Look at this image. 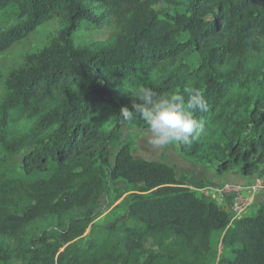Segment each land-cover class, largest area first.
Wrapping results in <instances>:
<instances>
[{"label":"trees","instance_id":"1","mask_svg":"<svg viewBox=\"0 0 264 264\" xmlns=\"http://www.w3.org/2000/svg\"><path fill=\"white\" fill-rule=\"evenodd\" d=\"M53 19L56 35L4 81L1 131L25 110L43 134L0 158V264H264V202L231 220L174 166L135 158L130 139L110 163L120 111L132 110L126 94L193 88L208 109L194 111L203 131L179 152L264 180V0H0V21L11 22L0 52ZM86 26L111 37L78 47ZM116 180L126 188L103 226L97 203Z\"/></svg>","mask_w":264,"mask_h":264},{"label":"rangeland","instance_id":"2","mask_svg":"<svg viewBox=\"0 0 264 264\" xmlns=\"http://www.w3.org/2000/svg\"><path fill=\"white\" fill-rule=\"evenodd\" d=\"M11 22L0 21V30L5 29L10 25ZM60 25L57 20L53 19L47 21L37 27L36 30L31 32L27 37L16 42L14 45L8 49L0 52V102L4 96V81L8 73L14 69L17 64L21 61L22 57L30 52H35L46 44L56 35ZM111 37V31L108 27H83L75 34V44L78 47L84 48H94L95 43L103 42ZM193 60V59H192ZM264 70V69H263ZM136 92L132 94H126V97L133 98ZM123 98V94L120 95ZM118 98V96H114ZM133 100H130L133 103ZM30 112V111H29ZM28 113L24 111H11L8 114L7 122L4 125L3 130L0 129V158L7 154L8 148L17 141H34L36 138L40 137L43 133L37 127L36 116L29 117ZM121 128L118 136L111 143V154L110 163H113L116 150L122 145L126 140L130 139L132 141V154L135 158H144L147 160H154L166 163L168 165L174 166L178 175L185 174L188 176L187 186L195 188L197 194H202L198 189H204V187L220 184V182L209 183L200 178L197 171L198 168L204 173L210 165L205 160L194 159L191 156L182 155L178 150V143L171 146H167L162 150H155L146 142V137L148 136L147 126L142 127L138 124L132 123L129 120H120ZM201 165V167H199ZM12 167V161L8 158L7 165L3 168V172L8 173ZM194 168V169H193ZM214 168V167H212ZM215 169V168H214ZM233 177L241 175L236 172V170L228 171ZM248 179H255L254 177H248ZM230 182V181H227ZM126 188V183L123 180H116L110 184V188L105 191L98 200L97 211L100 216L95 219L96 221H102V225H108V221L103 219L107 216L110 210L115 204L108 208V204H111L115 194ZM263 192L259 193L257 196L256 204L248 209V214H254L256 212L257 206L262 203L261 197ZM224 207V205H221ZM118 215L124 217L122 211H118ZM91 228L89 227L85 234L78 239L80 245H86L90 239L89 232ZM95 232H99V229H95ZM220 233L216 235L213 239V246L217 250H220ZM9 264H22L19 259L13 258L10 260Z\"/></svg>","mask_w":264,"mask_h":264},{"label":"clouds","instance_id":"3","mask_svg":"<svg viewBox=\"0 0 264 264\" xmlns=\"http://www.w3.org/2000/svg\"><path fill=\"white\" fill-rule=\"evenodd\" d=\"M186 96L175 93L158 96L150 88H141L133 96L132 110L122 108L120 116L128 121L136 116L146 124V142L155 150L179 143L189 145L197 140L203 125L194 111H207L208 103L198 89H184Z\"/></svg>","mask_w":264,"mask_h":264},{"label":"built area","instance_id":"4","mask_svg":"<svg viewBox=\"0 0 264 264\" xmlns=\"http://www.w3.org/2000/svg\"><path fill=\"white\" fill-rule=\"evenodd\" d=\"M198 190L218 204L224 205L230 213L231 220H234L247 214L248 209L256 204L257 196L264 191V180L255 178L247 182L225 181Z\"/></svg>","mask_w":264,"mask_h":264},{"label":"crops","instance_id":"5","mask_svg":"<svg viewBox=\"0 0 264 264\" xmlns=\"http://www.w3.org/2000/svg\"><path fill=\"white\" fill-rule=\"evenodd\" d=\"M201 167V165L199 166ZM194 169V168H193ZM201 168H198V172H199V176L200 178H202L203 180H205L206 182L209 183H213V182H225V181H230V182H247V181H251L250 179H248V177H245L243 175H238L236 177H233L231 174L229 173H225V174H219L216 172V170L214 168H208L206 170V172L204 173L203 171L200 170ZM262 203L264 202V191L262 193Z\"/></svg>","mask_w":264,"mask_h":264}]
</instances>
